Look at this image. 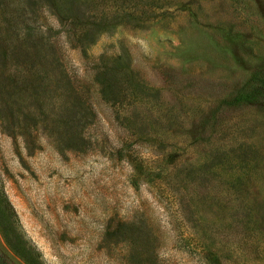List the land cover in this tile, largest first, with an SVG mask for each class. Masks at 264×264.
I'll return each mask as SVG.
<instances>
[{
    "label": "rangeland",
    "instance_id": "1",
    "mask_svg": "<svg viewBox=\"0 0 264 264\" xmlns=\"http://www.w3.org/2000/svg\"><path fill=\"white\" fill-rule=\"evenodd\" d=\"M0 264H264V0H0Z\"/></svg>",
    "mask_w": 264,
    "mask_h": 264
},
{
    "label": "trees",
    "instance_id": "2",
    "mask_svg": "<svg viewBox=\"0 0 264 264\" xmlns=\"http://www.w3.org/2000/svg\"><path fill=\"white\" fill-rule=\"evenodd\" d=\"M5 211H8L6 208H5ZM2 230H3V233H4V235H6V233H7V226L4 224H2ZM12 235H14V233L12 232ZM16 238L14 237V240H15Z\"/></svg>",
    "mask_w": 264,
    "mask_h": 264
}]
</instances>
